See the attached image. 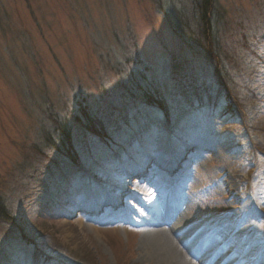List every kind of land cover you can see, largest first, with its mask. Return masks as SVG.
<instances>
[{"label": "rangeland", "instance_id": "374dc122", "mask_svg": "<svg viewBox=\"0 0 264 264\" xmlns=\"http://www.w3.org/2000/svg\"><path fill=\"white\" fill-rule=\"evenodd\" d=\"M201 5L0 0V264H264V0Z\"/></svg>", "mask_w": 264, "mask_h": 264}, {"label": "bare ground", "instance_id": "6f19581e", "mask_svg": "<svg viewBox=\"0 0 264 264\" xmlns=\"http://www.w3.org/2000/svg\"><path fill=\"white\" fill-rule=\"evenodd\" d=\"M172 223V217H163L157 222L163 228L145 233L143 242L150 260L157 264H202L196 250L175 234L178 222L173 227Z\"/></svg>", "mask_w": 264, "mask_h": 264}, {"label": "trees", "instance_id": "16d2710c", "mask_svg": "<svg viewBox=\"0 0 264 264\" xmlns=\"http://www.w3.org/2000/svg\"><path fill=\"white\" fill-rule=\"evenodd\" d=\"M209 5H210V0H202V5H201V7H202V11H201V13H202V24H204L205 22H206V18H207V16L209 15V12H210V10H209ZM205 34H206V30H204V44H203V47H206L207 49H209V47H208V45H207V37H205ZM211 55V52H209V51H207V55ZM147 96V95H146ZM148 97V99H147V102H150V103H157V102H155V101H152V97L151 96H147ZM158 104V103H157ZM162 107V106H161ZM70 133L69 132H67V130L65 129L64 131H62V133H61V135L64 137V142L62 141V140H60V144L58 143V142H56V144H54L53 146L54 147H56V149H62V146H64L66 143H68L69 141L71 142L72 141V139L70 138V135H69ZM51 139V138H50ZM69 142V143H70ZM71 146V145H70ZM65 147V146H64ZM71 148V147H70ZM128 155H129V153H128ZM65 162H67V161H65ZM69 163H73V164H78L79 163V158H78V155H77V153L74 155V156H72V158L71 157H69V161H68ZM86 169V172H88L89 174L90 173H94L93 172V170H92V168H89V167H86L85 168Z\"/></svg>", "mask_w": 264, "mask_h": 264}]
</instances>
